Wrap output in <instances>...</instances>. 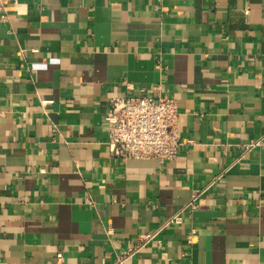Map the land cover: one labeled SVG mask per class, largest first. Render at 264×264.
I'll use <instances>...</instances> for the list:
<instances>
[{
  "label": "crops",
  "instance_id": "crops-1",
  "mask_svg": "<svg viewBox=\"0 0 264 264\" xmlns=\"http://www.w3.org/2000/svg\"><path fill=\"white\" fill-rule=\"evenodd\" d=\"M142 89L177 101L173 160L109 152L110 98ZM263 133L264 0H16L0 12V264H114L146 235L127 264H264V147H243Z\"/></svg>",
  "mask_w": 264,
  "mask_h": 264
},
{
  "label": "built area",
  "instance_id": "built-area-1",
  "mask_svg": "<svg viewBox=\"0 0 264 264\" xmlns=\"http://www.w3.org/2000/svg\"><path fill=\"white\" fill-rule=\"evenodd\" d=\"M16 0H0V12H6L8 5ZM108 127V149L112 156L126 159H156L163 163L173 160L181 152L184 143L178 130L179 111L174 98L162 95L158 90L149 95L144 89L135 95H116L110 98L105 115ZM244 151L251 152L264 147V133L243 145ZM221 175L214 177L213 183ZM205 189L193 194L188 206L193 213L197 208L198 197ZM179 214L171 217L166 224H177ZM154 235L140 238V243L120 255L114 264H127L138 250L145 246ZM197 228L187 235L188 243H193ZM63 254L58 253V262Z\"/></svg>",
  "mask_w": 264,
  "mask_h": 264
}]
</instances>
